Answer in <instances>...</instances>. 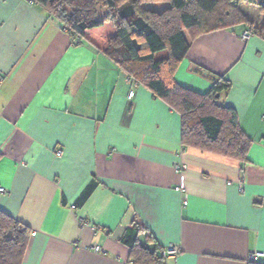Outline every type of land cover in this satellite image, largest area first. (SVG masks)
<instances>
[{"label":"crops","instance_id":"obj_1","mask_svg":"<svg viewBox=\"0 0 264 264\" xmlns=\"http://www.w3.org/2000/svg\"><path fill=\"white\" fill-rule=\"evenodd\" d=\"M244 29L183 31L174 74L197 91L229 81L219 101L251 138L241 162L181 143L180 114L105 54L110 22L77 39L40 5L0 0V210L29 226L20 264H136L132 222L178 246L163 264L264 262V36Z\"/></svg>","mask_w":264,"mask_h":264},{"label":"trees","instance_id":"obj_2","mask_svg":"<svg viewBox=\"0 0 264 264\" xmlns=\"http://www.w3.org/2000/svg\"><path fill=\"white\" fill-rule=\"evenodd\" d=\"M239 1L31 0L75 37H80L86 29L110 22L113 34L107 40L105 54L135 83L148 87L180 114L181 143L207 148L243 162L247 159L251 138L241 129L234 109L219 101L229 81L221 75L210 74V87L197 91L174 78L189 46L183 31L192 39L201 33L242 24L251 34L264 36V0H250L263 14L258 23L248 19ZM160 2H167L160 10L145 5ZM141 230L142 227L132 222L121 236L132 255L130 261L163 264L162 248L155 242L149 245L147 233L140 240ZM29 231L28 225L0 210V264H20ZM247 264L264 262L248 260Z\"/></svg>","mask_w":264,"mask_h":264},{"label":"built area","instance_id":"obj_3","mask_svg":"<svg viewBox=\"0 0 264 264\" xmlns=\"http://www.w3.org/2000/svg\"><path fill=\"white\" fill-rule=\"evenodd\" d=\"M28 1L31 2V0H28ZM250 34H251V32L248 29H244L240 33V37L242 39H245ZM76 38L78 39L79 37L77 36ZM55 153L56 154H59L60 153V149H56V152ZM182 167H185V164L184 163L176 164V169H180ZM0 191H5L4 187L0 186ZM182 203L183 204L186 203L185 197L183 198ZM76 219H77V221L79 223H83L85 221L84 218L82 216H79V215L76 216ZM31 233H34V232H31ZM88 248H90L92 251L99 252V253H105L106 252V250L103 247H101L100 245H97V244H89L88 245ZM178 251H179V248H178L177 245H175L174 243H167L165 246L162 247L161 254L162 255H165V256H170V255H174ZM258 254H262V252H260V251H252V252H250L248 254V259L255 260L256 257L258 256Z\"/></svg>","mask_w":264,"mask_h":264},{"label":"rangeland","instance_id":"obj_4","mask_svg":"<svg viewBox=\"0 0 264 264\" xmlns=\"http://www.w3.org/2000/svg\"><path fill=\"white\" fill-rule=\"evenodd\" d=\"M146 6L150 8H155L157 10L162 9L167 5V2H160V3H146ZM241 10L245 13L248 19L255 21L258 23L262 20L263 14H261L256 5L253 4L250 0H240L238 3Z\"/></svg>","mask_w":264,"mask_h":264}]
</instances>
